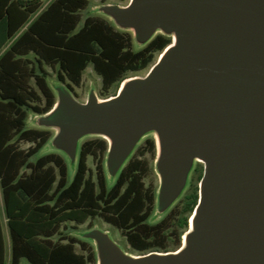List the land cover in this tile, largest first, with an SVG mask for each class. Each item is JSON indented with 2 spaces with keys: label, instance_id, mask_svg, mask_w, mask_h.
Here are the masks:
<instances>
[{
  "label": "water",
  "instance_id": "1",
  "mask_svg": "<svg viewBox=\"0 0 264 264\" xmlns=\"http://www.w3.org/2000/svg\"><path fill=\"white\" fill-rule=\"evenodd\" d=\"M98 12L141 47L157 34L174 42L144 77L116 95L78 101L63 82L39 127L75 171L81 140H108L113 182L140 141L154 134L161 178L158 215L183 193L196 160L205 164L191 230L174 252H126L109 231L81 236L98 264H264V0H130Z\"/></svg>",
  "mask_w": 264,
  "mask_h": 264
},
{
  "label": "trees",
  "instance_id": "2",
  "mask_svg": "<svg viewBox=\"0 0 264 264\" xmlns=\"http://www.w3.org/2000/svg\"><path fill=\"white\" fill-rule=\"evenodd\" d=\"M44 1L0 0V187L11 239L10 264H21L22 259L30 264H97L93 245L61 231L66 222L79 225L96 216L120 229L139 252L178 249L188 226L185 213L198 203L197 189L186 194L181 212L175 208L161 222L146 224V216L139 214L145 205L140 160L132 158L109 183L103 167L107 141L86 139L72 174L57 153L32 161L52 134L27 126L30 112L46 114L57 102L46 67L57 70L58 79L73 90L92 66L108 95L129 73L151 67L172 38L157 34L136 49L132 33L106 18L87 16L80 26L88 0H50L46 6ZM24 142L31 146L23 148ZM145 144L148 149L139 146L135 154L156 153L152 137ZM91 156L98 160L95 171L88 165ZM124 188L128 190L122 193ZM5 256L0 214V264H6Z\"/></svg>",
  "mask_w": 264,
  "mask_h": 264
},
{
  "label": "rangeland",
  "instance_id": "3",
  "mask_svg": "<svg viewBox=\"0 0 264 264\" xmlns=\"http://www.w3.org/2000/svg\"><path fill=\"white\" fill-rule=\"evenodd\" d=\"M49 2H50V0H45L44 1V6H46ZM129 2H130V0H126V1H120V0H107V1H102V0H88V7L85 10H82L81 11L82 21L80 23V26H82L83 21H84V19L87 16H92V15L93 16H100V17H103V18H106V19L112 21L110 18L104 16L103 13L98 12V8L100 6H102V5H104V4L127 5ZM128 32H131L132 35H133V32L132 31H128ZM133 38H134V36H133ZM173 42H174V40L172 38V43L170 45H172ZM134 45H135V48L136 49L142 48L135 41H134ZM160 55H161V53L160 54H157L154 64L158 61ZM151 67H149V68H147V69H145L143 71H140V72H131V73H129L127 75V78L125 80H127V79H129L131 77H135V76L144 77V76H146L148 74V72H149V70H150ZM46 70H47V72L49 74V76H48V82H49V84H50L51 87H52L53 84H56V83L61 82L58 79V72H57V70H53L50 67H46ZM123 82L120 84V86L118 87V89H116V91H115V89H113L108 95H104L103 92H102V78H101V76H99L94 71V69H93L92 66H89L86 69V71L84 72L81 85L80 86H74V85H72L73 90H71V91H72L73 95L75 96V98L78 101L82 102V103H84V102H86L88 100L89 95H90V93H91L92 90L96 93L97 97L102 100V99L110 98V97L116 95L117 93H119V91H120V89L122 87ZM38 116L39 115H37V114H35L33 112H30L29 118H28V121H27L28 128H36V129L49 130L51 132V134H52V137H51L50 141L46 144V146L38 153V155H36L35 157L32 158V161H35L38 157H40L42 155H46V154H50V153H57V154H60L61 156H63L66 159V161L68 163V166H69V160H68L67 156L64 153H62V152L54 149L52 147V145H51V141L55 137V135L58 132V130L57 129H54V128H43V127H39L37 125V123H36V119H37ZM149 137L154 138L155 141H156V136L154 134H150V135H147L146 137H144L142 139V141L140 142L139 146H142L143 149H145V151H146V149H148V147H146L145 140L147 138H149ZM91 138H96V136L85 137V138H83L81 140V143L84 142L86 139H91ZM81 143H80V145H81ZM21 146L23 148L27 149V148H29L31 146V144L24 142V143L21 144ZM147 153H148V155H150L149 152H147ZM97 162H98V160L97 159H94V157H92V156L89 157V159H88V165H89V167L93 171H95V169H96ZM151 162H153V161H151ZM69 169H70V171L73 174L74 170H72L70 168V166H69ZM151 178L154 179L156 183L158 182L155 175H151ZM151 178H149V180ZM92 227H98V228H100L102 230L109 231L110 234L112 235V237L114 238V240L117 241V243H119L123 247V249L126 252H128V253H131V254H134V255H141V254H146V253L151 252V251H148V252H139V251L135 250L129 244V242L127 241L126 237L123 235V233H122V231L120 229L116 228L112 224H109V223L105 222L101 217H97L95 219H92L91 221L89 220L88 222H86L84 224H79V225H77L75 222H66V223L63 224L61 231L63 233H65V234L74 235V236H76V237H78L80 239H83L81 235L83 233H85L86 231H88ZM86 241L90 245H93L94 246V244L92 242H90L88 240H86ZM94 248H95V246H94ZM77 250H78V252H83L80 245H77ZM95 251H96V248H95ZM6 264H10V261L9 262L7 261ZM21 264H30V263L26 259H22ZM97 264H98V260H97Z\"/></svg>",
  "mask_w": 264,
  "mask_h": 264
},
{
  "label": "flooded vegetation",
  "instance_id": "4",
  "mask_svg": "<svg viewBox=\"0 0 264 264\" xmlns=\"http://www.w3.org/2000/svg\"><path fill=\"white\" fill-rule=\"evenodd\" d=\"M100 138H102V137H100ZM102 139H104V138H102ZM104 140H106V139H104ZM106 141L108 143V150H109V143L110 142L108 140H106ZM139 144L137 145V147L135 148L133 153L129 156V158L127 159V161L125 162V164L121 168L119 174L129 164V162L132 160V158H136V159L140 160L139 172L142 175L143 182H144L143 199L145 200L144 201L145 205H144V208L142 209V211L139 212V214L146 216V218L144 220V223L153 225V224H157V223L161 222L165 217H167L169 214H171V212L175 208H178V211L181 212L182 206L184 204L183 200H184L186 194L189 192V190L197 189L198 194H199L200 182H201L202 177H203L204 172H205V164L201 160H196L193 163V166H192L191 171H190L189 176H188L187 185H186L183 193L180 195V197L164 213L158 215V195H159V190H160V186H161V178H160V175H159L158 170H157V160H158V157H159L158 156L157 141H155L156 153L155 154H151L150 153V155H148V153L135 154V151L138 148ZM108 150H107V153H106L105 158H104L103 167H104V172H105L106 178H107L108 182L111 183L110 180H109V176H108V172H107V166H106V159H107ZM79 151H80V147H79ZM78 157H79V153H78ZM151 161H153V162H151ZM76 167H77V164H76ZM75 170H76V168H75ZM119 174L117 175V177L119 176ZM151 175H155L156 176L157 181H158L157 183L155 182L154 179L151 178ZM117 177H116V179H117ZM149 178H151V179L149 180ZM115 180L113 182H115ZM127 190H128V188H124L122 193H124ZM120 196H121V194H120ZM149 196L151 198L153 197V201H152L151 204L148 202L149 201ZM132 198H133V196H132ZM195 208H196V206L194 207L192 212L185 213V216H187L188 226L183 231L182 243L184 242L186 234L192 228L191 227V220H192ZM97 217H101V216H96L95 218H97ZM101 218L104 220L103 217H101ZM179 218H180L179 215L175 217L176 220H178ZM182 245L178 249H176L174 251L179 250L182 247ZM174 251H168V252H174Z\"/></svg>",
  "mask_w": 264,
  "mask_h": 264
},
{
  "label": "crops",
  "instance_id": "5",
  "mask_svg": "<svg viewBox=\"0 0 264 264\" xmlns=\"http://www.w3.org/2000/svg\"><path fill=\"white\" fill-rule=\"evenodd\" d=\"M0 214L2 217V224H3V232H4V238H5V248H6V263L7 261L11 262V239L9 235V229L7 226V219L4 214V201H3V195L2 190L0 187Z\"/></svg>",
  "mask_w": 264,
  "mask_h": 264
}]
</instances>
